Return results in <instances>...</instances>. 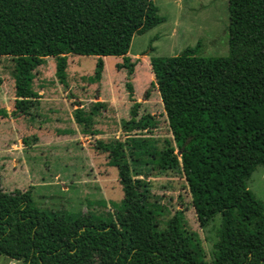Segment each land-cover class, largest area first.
I'll return each instance as SVG.
<instances>
[{
  "label": "trees",
  "instance_id": "obj_1",
  "mask_svg": "<svg viewBox=\"0 0 264 264\" xmlns=\"http://www.w3.org/2000/svg\"><path fill=\"white\" fill-rule=\"evenodd\" d=\"M159 12L153 0H0V57L15 65L13 116H32L39 108L35 72L47 58H55L56 77L68 86L69 55L98 58L92 84L103 79L104 57L122 58L117 69L127 71L134 103L131 119L123 121L126 139L95 146L117 168L124 192L114 219L42 210L32 190L6 192L0 180V258L22 264H264V204L248 189L264 167V0H228V57L197 56L198 44L179 56L151 58L153 85L173 135L155 151L149 138L138 136L158 122L139 115L131 82L136 63L128 55L135 36L166 21ZM75 103L83 132L98 135L95 117L106 104L86 112ZM0 117L9 113L1 110ZM149 155L159 170L183 173L202 228L222 217L211 261L200 257L182 211L161 227L162 208L149 201L148 182L134 175L133 163L148 165Z\"/></svg>",
  "mask_w": 264,
  "mask_h": 264
},
{
  "label": "rangeland",
  "instance_id": "obj_2",
  "mask_svg": "<svg viewBox=\"0 0 264 264\" xmlns=\"http://www.w3.org/2000/svg\"><path fill=\"white\" fill-rule=\"evenodd\" d=\"M153 1L166 21L146 34L135 36L128 56L136 63L131 82L136 102L140 103L139 115H151L158 122L155 129L139 132L138 136L149 138L153 149L158 151L163 150L167 140L172 143L173 135L160 94L153 85L151 58L179 56L198 44L201 46L197 56L228 57L230 17L228 0ZM97 59L69 55L68 88L60 85L55 77V58H49L46 67L38 69L34 83L35 91L42 97L41 108L35 113L38 117H0V180L6 192L16 188L27 190L33 185V203L42 210L70 219L91 214L109 222L114 219L124 192L117 168L110 167L108 155L97 152L95 144L99 139L106 142L126 139L123 121L131 119L134 103L126 87L127 71L116 67L118 62H123L122 58L107 57L103 80L91 84L89 77L96 71ZM14 66L11 58L0 57V111L8 110L10 114L15 100ZM101 101L106 102V111L96 117L93 129L100 134H82V128L74 120L75 102L90 111L94 102ZM31 126L47 130L44 143L33 152L23 141L29 136L23 131ZM144 159L150 161L153 157ZM133 169L135 176L141 174L148 182L149 201L162 208L158 215L161 227H166L182 211L186 230L200 246V257L211 261L222 217L217 216L207 228L201 227L186 178L179 169L159 170L154 161L148 165L134 162ZM248 189L264 204L263 166L248 181ZM0 264L22 262L1 257Z\"/></svg>",
  "mask_w": 264,
  "mask_h": 264
},
{
  "label": "crops",
  "instance_id": "obj_3",
  "mask_svg": "<svg viewBox=\"0 0 264 264\" xmlns=\"http://www.w3.org/2000/svg\"><path fill=\"white\" fill-rule=\"evenodd\" d=\"M130 53V52H129ZM68 59H69V57H68ZM106 59H107V57H104L103 58V60L106 62ZM48 60H49V58H47V62H46V64L45 65H43V66H41V67H46V65H47V63H48ZM123 60V59H122ZM121 61V60H120ZM118 63H121V62H118ZM118 65V64H117ZM70 64H69V60H68V68H70ZM41 67H39V68H41ZM117 67V66H116ZM38 68V69H39ZM53 68H57V62H56V64H53ZM38 69H37V71H38ZM37 71L35 72V75L37 76ZM105 71V70H104ZM67 74H68V69H67ZM103 76H104V73H103ZM55 77H56V72H55ZM56 79H57V77H56ZM35 80H36V78H35ZM103 80V79H102ZM57 81H58V79H57ZM59 82V81H58ZM35 83V82H34ZM60 84V83H59ZM92 84V83H91ZM60 85H62V84H60ZM62 86H64V85H62ZM64 87H66V86H64ZM69 87V75H68V86L66 87V88H68ZM34 89V88H33ZM34 91H35V89H34ZM35 92H37V91H35ZM38 93V92H37ZM39 94V93H38ZM39 96H40V94H39ZM41 100H42V97L40 96V106H39V108L37 109V110H35V111H33V115L32 116H13L12 114H10L9 112H8V110H6L8 113H9V117L11 118V117H14V118H16V119H18V118H21V117H28V118H30V119H34V118H36V117H38V116H36L35 115V113L36 112H38L39 110H40V108H41ZM15 101V100H14ZM102 102V101H101ZM95 103H97V102H94L93 103V106H94V104ZM105 104H106V102H104ZM92 106V107H93ZM74 107H75V110L77 109V107L74 105ZM91 107V108H92ZM106 107H107V104H106ZM81 108H84V110H85V107L81 104ZM75 110H74V112H75ZM91 110V109H90ZM86 111V110H85ZM104 111H106V108H105V110ZM104 111H102L101 113H103ZM74 112H73V115H74ZM86 112H89V111H86ZM100 113V114H101ZM99 114V115H100ZM98 115V116H99ZM35 116V117H34ZM98 116H96V117H98ZM96 117H95V119H96ZM74 120H75V122H76V119H75V116H74ZM76 124L79 126V127H81L82 128V134H84V135H89V136H94L93 134L91 135V134H86V133H84L83 132V127L82 126H80L77 122H76ZM94 127H95V124H94ZM94 127H93V129H94ZM46 129L45 128H42V127H38V128H36V127H34V126H31L29 129H27V130H24L23 132L24 133H29L28 135V139H30L29 137H33V140L32 141H29L28 139H24L23 141H24V145L27 147V148H29V149H33L32 150V152L34 151V149H38V147L40 146V145H42L43 143H44V137H45V135H46ZM94 132H97V131H95V130H93ZM98 133V135L100 134L99 132H97ZM95 136H97V135H95ZM99 140H102V139H99ZM104 141V140H103ZM27 142V143H26ZM106 142V141H105ZM95 146H96V144H95ZM25 147V148H26ZM31 147V148H30ZM95 150H96V147H95ZM97 151V150H96ZM97 152H99V151H97ZM99 153H101V152H99ZM102 154H104V153H102ZM108 155V154H107ZM110 162V160H109V157H108V163ZM109 165H110V163H109ZM110 167H113V166H111L110 165ZM34 189V186L33 185H30V187H29V189H25V188H20V189H18V188H16V190H21V191H29V190H33ZM15 191V190H14ZM10 261H11V259H10ZM15 261V260H14ZM18 262V261H17Z\"/></svg>",
  "mask_w": 264,
  "mask_h": 264
}]
</instances>
